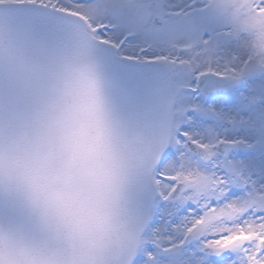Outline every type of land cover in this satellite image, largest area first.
<instances>
[{
    "label": "snow or ice",
    "instance_id": "1",
    "mask_svg": "<svg viewBox=\"0 0 264 264\" xmlns=\"http://www.w3.org/2000/svg\"><path fill=\"white\" fill-rule=\"evenodd\" d=\"M0 264H264V0H0Z\"/></svg>",
    "mask_w": 264,
    "mask_h": 264
}]
</instances>
